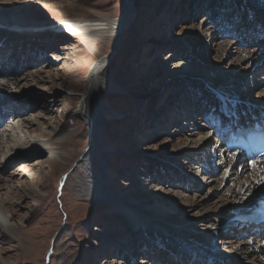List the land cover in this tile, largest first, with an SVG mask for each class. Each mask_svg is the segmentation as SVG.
Returning <instances> with one entry per match:
<instances>
[{
	"label": "rangeland",
	"instance_id": "obj_1",
	"mask_svg": "<svg viewBox=\"0 0 264 264\" xmlns=\"http://www.w3.org/2000/svg\"><path fill=\"white\" fill-rule=\"evenodd\" d=\"M8 1L9 0H0V12H12L16 9L12 8L11 10V6L7 5ZM235 1L236 0H228V3ZM237 1H240L242 4H244L243 8L247 13V10H249L250 7L248 1ZM125 2V0H83L82 10L80 12H76L74 17L86 18L89 16V14L91 15L92 10L95 8L101 9V11L105 12L106 14L115 13V16H118L120 13H122V11L125 10ZM149 2H151V6L147 7L146 3ZM161 2L162 4L163 2L165 3V8L163 7L161 9V11L164 9L163 13L161 11L157 12L161 6ZM43 3L44 2L41 0H25L23 3H21L20 9L23 10L25 12L24 14L30 17L31 20L37 22L41 20L43 23H46L43 25L45 26L50 24L48 21L54 20L55 16H53L51 12L45 8ZM217 3L218 0H188V2L186 0H140L137 3L138 9L135 12L139 14V20L137 21V24L140 26L139 28H142L141 30L143 31L139 32L137 30L136 32L135 29V33L129 35V41L126 47L121 49V52L115 57L114 61L108 68L110 73H118L124 71L126 68L131 67L135 69L133 70L132 74V76L135 77V81L132 83L131 87L126 86L128 88L127 92L118 95L112 94L106 96L107 98L103 99L102 105L100 107L97 106L99 103L96 104L95 108L97 109V115L98 117H101V120H104V118L106 119V113L104 109H111L112 111H114V109L118 111L119 109L120 111L122 110L123 114L116 116L118 118L116 121L109 120L106 122L109 130L108 132H105L103 128L100 130V132H103V138L99 143L101 144L98 151L99 155L93 157L95 160L90 162V167H88L89 169L71 172L74 170V166H76L75 164L73 167H67V172L63 173L59 171L54 175L51 174V169L47 164L43 167L36 166L34 170L30 171L32 168L31 165L36 161L30 159L33 161L31 162V165H27V170L22 169L24 164L19 165V163H9L5 166L4 170H2V175L4 177L8 176V174L12 175L15 173V178H13V180L16 181L17 185L19 184L17 187L20 188V184L25 181V183L29 185L31 191L27 192L26 190H23V198H21L19 201H17L18 198L15 199V203L19 204V206H16L18 215L14 217V220H11V223L20 225V232L23 235V240L21 238V241H12L15 239L11 235L10 240L12 242H9L8 239H6L7 237L3 236V234L0 235V264H168V262H162L160 260L158 262L149 261L146 255L141 254V250L146 247L145 244L151 243L160 246L159 249L155 246V251H168L170 252L169 255H171L173 260H178L174 253L170 249H167L160 241V235L157 236L156 234H174V232H176L175 235L179 234L181 236L182 233L179 230V226H188V224H192L194 222L198 225H194L191 232L202 234L203 232L215 229L217 226H220L222 220H220L218 217L216 218L219 221L209 219L207 215H209L208 209L210 206L215 209L216 206L221 203L219 202V198H221L223 201H227L226 198L222 197L223 195L228 197V193L224 194L225 192L229 191L231 193L237 188L238 190H241L242 193L252 197L256 196L257 194H263L264 190H262V186L259 185L258 182H264V175L261 176L260 180L253 178L250 171H248L249 173L247 172L245 175H242V173L244 174V171H242L243 166L240 163H236V161L234 162V160L232 162H230V160L223 163L217 162L218 165H215L214 167L212 162L209 161L208 163V159H203V161H206L208 165H211L214 167V169H216L215 172L217 173L218 177L222 176L224 173L227 175L225 176L223 182H221L222 184L220 183L221 185L219 183L210 182L202 183L204 179L200 176H197L194 171H191V168H189L188 171H184V165L183 163H180V156H177L174 158V160H169L168 157H170V152L174 148L175 143H173V140L175 137H171L173 140L169 141V143H166L164 151L160 153V159L163 163L159 164H161V166H165V170H167V167H171V169H177L176 171L178 177L172 174L171 171L168 176L173 175L171 177L172 180L171 178L166 177L168 183H163V181H161L160 175L162 174H159L158 170L156 171L155 169L153 173L150 170L148 173L141 172L136 173L137 175L135 174V165H153V162L156 161L155 157V159L153 157H141L140 154H137V156L134 157V155L132 156L128 154L130 151L144 150L146 145L149 146L148 144L151 140L150 139L142 143L137 141V135H139L140 130L143 129L142 126H145L141 121V118L138 117L139 114L137 113H140L142 116L147 118V120L151 121V123L154 122L153 118L155 119L157 117L163 116L165 114V108L167 104L169 105L171 102L180 103L184 99L182 91H180V89L183 88L182 83H185L182 79H185V81H195L193 83V87L195 92H197L196 94L198 95V102L200 104H202L200 99L204 97L202 91L206 88L208 83L217 86L220 83L218 77L221 75L232 76L231 82H238L239 80L241 81L244 79L245 76L254 74L255 83L258 82L257 85L263 82L264 56L262 53H258L256 55L249 54V50L252 49L255 44L253 43V39L250 40L249 45L241 42L239 31L242 30V26H237L232 29V31L235 33L232 35L230 34V29L226 28L223 23L220 24V16L224 17L223 22L225 24L227 23V20L229 24L230 19H228V17L235 16L236 11H231V9L226 12L223 10L216 11ZM244 11L239 13V16L243 18V21L247 20V14ZM166 13L167 15H165ZM168 14H171L172 19L175 21L173 24L167 25L166 30H163L164 32L167 31L165 34L166 37H164L166 38V43L163 45L164 47L161 48V50L159 49L156 54H154V51L153 53H150V48L144 47L143 43L150 38V36H148L150 33L149 31L154 26L155 22H164V20L168 21ZM255 22L257 24H264V16H256ZM193 23H195L197 27L201 28L202 30L206 29L205 31L208 33L206 40H208L209 45H206L204 49H196L194 40L190 39L191 33L194 32V28L192 26L195 24ZM187 24L191 26H188V30H185ZM10 25L12 29L23 32L24 34H30L38 31L32 29H26L25 31L23 28L17 25L14 27L13 23H10ZM46 29L47 27L45 29L43 28L39 30L42 31ZM156 30L157 28L155 27L153 28L152 32H156ZM183 30L185 31L184 34H181ZM59 31L62 30L59 29ZM60 33L62 37H60L57 41L55 40L56 43L51 44L50 47H45L43 52L40 51L41 53H35V56H39L38 58H41V55L45 54V59L50 62L49 64L53 65L54 70H58L68 65V61L66 59L68 50L63 49L62 51L59 49V51H57L55 47L58 45L57 43L70 44V42H74V39H72V37H70L71 35L67 32ZM179 36L181 38L177 39ZM246 36L244 37L246 38ZM31 39V41H37L34 38ZM255 39L259 40V42L264 41V35L255 36ZM226 42L227 44L233 42L228 48L229 52L227 50L228 53L222 51L225 49L224 46L226 47ZM234 42L236 43L234 44ZM120 44L121 43L118 44L119 47H121ZM130 46H132L134 53L138 55L136 57L135 63L132 62L131 66L130 62L128 61V48ZM178 46L184 48V50L186 49V52L184 53V61L187 63V66L185 67L186 69L183 68L179 70L181 73L179 71L176 72L173 70L175 69V65L172 62L178 60H170V56L168 55L169 51H171L170 48ZM22 47H24V45H21V49ZM232 47H234V49H232ZM191 51L196 52V54H198V58L199 56L206 57L205 64L201 63L199 59L193 60L195 56L194 54H189ZM55 52L63 55L65 59L63 61H55L53 57H51L53 55L52 53ZM101 53L102 52H97L96 55L93 56H88L81 53V60L88 62L87 66L84 68L85 71L82 69V71L78 73L70 72V74H68L69 76L67 77L75 79L77 83L86 80L85 78L88 76L89 71H91V67L94 66L95 62L101 56ZM186 55H190L189 58L186 59ZM158 56L162 57L161 63L157 69L158 71L154 72L150 79H147L150 73H145L146 65L152 62V60ZM16 60V64H21V67L18 66V73H16V76L19 78H28L27 81L21 79L22 84L20 88H22V90H24L26 93V97H24V99L28 98V95H30L34 97L37 102V105L35 104L36 107L33 109V111H29V108L33 107L34 103L30 104V106H28L29 104H25L21 110L19 109L17 111L20 114H24L22 119H27L33 115H37V113L40 111V108L43 105L48 104L47 102L49 101V96L51 93L48 90L45 91V89H43L45 87L44 85L37 84L36 80H34L36 77L33 78L29 76L30 74L32 75V70H34V66L36 64L32 65L30 62L28 65H26V63L22 62L23 56H18ZM89 62L91 63V66L89 65ZM70 63L71 69L72 65L74 67L77 65L76 63H72V61ZM216 66V70L209 69ZM242 67H244V72H241V70H243ZM65 73L68 72L65 71ZM176 73L179 74V76L175 78L170 77L177 75ZM0 76V81L4 84L11 83V77L6 72ZM167 76L170 78L169 80H172L170 83L172 85L176 82H181V84L176 83L177 86L173 87L175 89L174 91L177 93L179 92L178 95H171L170 91H166V87L169 84L168 81H166L168 78ZM178 77L180 79L175 81ZM145 78L147 80L144 81ZM255 83L253 85L249 84L246 89H239L238 95L241 98L245 96L250 98L253 92L254 95H256L260 88H264V85L262 83L257 89H255ZM156 88H158V90H155ZM250 88L251 91H249ZM16 89L12 88L13 91H17ZM56 89L55 92L57 93V97L59 99H57L58 104L55 103L57 105L51 107L53 109V113H56L55 115L66 116L69 111L80 108L77 100L71 102L67 99V97H77L79 95L71 92L68 88L59 87ZM151 93L153 95H150ZM16 96L17 94L12 91L9 93L6 92L5 95H2L0 90L1 101L6 99L15 102L20 98ZM162 96L166 98L172 97L173 100L170 98L167 103L164 102L163 104V101L166 98L164 99ZM99 97L100 95L98 96V100L100 99V102L102 99ZM175 97H179V101H174ZM211 101L212 100H210V102ZM3 104L4 102L0 103V107H2L4 110L8 109ZM219 108L218 102L211 103L209 106H202V112L198 113L199 117L206 119L208 116L213 114L214 111L217 112ZM10 116H12V114H10L9 117H2L4 123H2L3 121H0V135H3L7 131L6 129L10 128L9 125H14L10 119ZM69 120L71 121V137L74 142L72 143V146H70V148L68 147L67 149L71 151L75 149V151L79 152L83 150L88 141H91L94 138L93 127H91V125L84 120V116H80L78 114ZM180 120L182 119H179V122L177 121L175 124L169 125L168 129L173 131L175 128L184 127V124L179 125L182 123ZM202 122L205 123L203 120ZM189 128L190 127L188 125L187 131ZM129 131H131V133ZM132 133L133 136H131ZM189 133L191 132L189 131ZM169 135L170 132L161 133V135L158 137V140H164L162 138H165ZM100 137L101 136H99V138ZM116 138L121 140V143L118 145H114V140ZM191 138L192 137H190V139ZM4 142L7 143L10 142V140H4ZM111 153L115 155L120 154V157H116L111 161V163L114 162V167L111 166L112 164L109 161V156ZM2 154L3 151L0 150V157ZM46 154L47 153L41 155V159L44 158L43 160H47L49 155ZM94 161L95 163H93ZM124 166H127V169ZM97 168H101V170H98L100 172H104L105 176L103 180L105 186L108 187V189H111V197H116L114 199L115 201L113 198L99 195L98 192L90 191L87 188L84 189V183L80 179L83 178L85 181H87V176L91 174L90 170H92L94 174L97 175ZM167 173L163 172V174L166 175ZM24 174L26 175L24 176ZM69 178H72V180L70 183H67V179ZM250 178H252V181L254 179V182L255 180L257 181L255 189H258H251V191L246 189L252 182ZM0 179L3 180L5 178L0 177ZM112 180H115L116 182H112ZM41 181H43L45 184V187L43 188H39L37 186V184ZM122 182L124 183L122 184ZM140 185H144L145 187L140 189ZM212 185L213 187H210ZM133 187L140 189L137 191L136 196L129 194V191ZM5 191L6 190L2 191L0 199H2V197L5 198ZM181 192H183L184 195H187V198L173 204L171 199H177ZM160 193L162 195H160ZM119 197H122L125 200H119ZM128 200H134L135 202L138 201L139 204L151 211L153 218L156 222H158L159 225H161L160 223L169 224L168 222H170L169 225L171 228L167 229L166 231L164 230L165 232L159 233L160 231L155 232L156 230L154 227H152V223L150 224V227L134 226L133 220H142L146 218H143L141 215V209L131 207L128 204ZM196 200L202 203L205 202V207H203V205L196 204H194L193 207H188L191 204V201L195 202ZM229 200H233V198L230 197ZM165 210L169 212V215L171 214L169 217L164 215ZM179 212H184V217L175 221L176 215ZM5 213L8 214V211ZM142 223L144 222L142 221ZM225 225L226 223L223 226ZM232 230L233 228L231 230L229 229L230 234L221 235V237L216 240L217 247L221 252L225 253V256L231 261L232 264H239L233 257V253L237 249H240L241 246L245 245V247L252 246V248H254L255 246L259 249L262 248L261 244L264 243V241L257 234L255 236L249 237L244 236V234L241 233L242 230L238 231V233H236L235 230ZM147 231H151L154 236L152 238H148L147 235L143 236V233ZM171 238L176 242L178 241L176 237ZM246 241L247 244H245ZM201 246L208 252H211V250L207 249L205 246ZM162 248L164 250H162ZM184 251L187 253L186 249H184Z\"/></svg>",
	"mask_w": 264,
	"mask_h": 264
},
{
	"label": "bare ground",
	"instance_id": "obj_2",
	"mask_svg": "<svg viewBox=\"0 0 264 264\" xmlns=\"http://www.w3.org/2000/svg\"><path fill=\"white\" fill-rule=\"evenodd\" d=\"M24 1L25 0H9L7 5L11 6L10 9H16L12 12H0L2 13L0 14V75H3V73L6 72L11 77V83L9 84H4L0 81V90L2 95H5L6 92L9 93L12 91L17 94L16 97H20L15 102L6 99L3 100V105L8 108L6 109L7 112H5L4 117H9V115L12 114V116H10V119L14 125H9L10 128L6 129L7 131L5 130L6 132L3 135H0V150L3 151V154L0 157V177L5 178L3 180L0 179V195H2L3 190H6V196L4 195L5 198L2 197V199H0V235L3 234V236L7 237L6 239H8L9 242L11 241V235L15 239L12 241H21V238L23 240V235L20 232V225H15L11 223V220H14V217L18 215L16 206H19V204L15 203V199L18 198L17 201H19L21 198H23L22 191L26 190L27 192H30L31 189L29 185L25 183V181L20 184V188L22 189L18 188L17 186H19V184L17 185L16 181L13 180V178H15V173H13L12 175L8 174V176L4 177L2 175V170H4L5 166L9 163H19V165L24 164V166H22V169L27 170V165H31V162L33 160L36 161L35 163L33 162V164L31 165L32 168L30 169V171L34 170L36 166L43 167L48 164L51 169V174L54 175L59 171L63 173L67 172L68 170L66 168L73 167L75 164L76 166H74V170L71 172L82 171V169H89L88 167H90V162L95 160L93 159V157L99 155L98 151L101 145L99 143L103 138V132H100V130L103 128L105 132H108L109 130L106 122L109 120L116 121L118 119L116 116L123 114L122 110L120 111L119 109L118 111L116 109H114V111H112L111 109H104L106 113V119L104 118V120H101V117H98L97 115V109L95 108L96 104L99 103V105L97 106L100 107L102 105L103 99L107 98L106 96L112 94L118 95L127 92L128 88L126 86L131 87L132 83H134L135 81V77L132 76L133 70L135 69L131 67L126 68L124 71L118 73H110L108 71V68L114 61L115 57L121 52V49L123 47H126L129 41V35L134 34L135 29L136 32L137 30L139 32L143 31L141 30L142 28H139L140 26H138L137 24V21L139 20V14L135 13L138 9L137 3L140 0H125V10L122 11V13H120L118 16H115V13H111L112 15L110 13L106 14L105 12L101 11V9L95 8L92 10L91 15L89 14V16L86 18L74 17L76 12H80L82 10L83 0H41L44 2L43 5L45 6V8L50 11L53 16H55L54 20L48 21L50 24L45 26L43 25L46 23H43V21L40 20L39 22H37L31 20L30 17L24 14L25 12L20 9L21 3H23ZM186 1L188 2V0ZM247 1L250 4V7L246 13L243 8L244 4H242V2L240 1L236 0L235 2L228 3V0H218L216 11L223 10L224 12H226L229 9H231V11L233 10L234 12L236 11L235 16L228 17V19H230L229 24L228 20L225 24L223 22L224 17L220 16V24L223 23L226 28L230 29V34L232 35L235 34L232 29L237 26H242V30H238L240 33L241 42L249 45L250 40L253 39V43L255 44L252 49L249 50V54L256 55L258 53H262V55L264 56V41L259 42V40L255 39V36L264 35V24H257L255 22L256 16H264V0ZM146 5L147 7H150L151 2L146 3ZM160 5L161 6L157 12L161 11L163 7L165 8L164 2L163 4L161 2ZM241 11H244L247 14V20L243 21V18L239 16V13ZM161 12L163 13L164 9ZM165 15H167V13ZM167 17L168 21L164 20V22H155L154 26L149 31L150 33L148 36H150V38L143 43L144 47L150 48V53H153L154 51V54H156L158 50H161V48L164 47L163 45H165L166 43V38L164 37H166L165 34L167 31L164 32L163 30H166L167 25H171L175 21L172 19L171 14H168ZM10 23H13L14 27L17 25L23 28V30L25 31L26 29L38 31L30 34H24L23 32L12 29ZM188 26L191 25L187 24L185 30L189 28ZM46 27V30H39L43 28L45 29ZM155 27L157 28L156 32H152L153 28ZM192 27L194 28V32L191 33L190 39L194 40V45L196 49H204L206 45H209L208 40H206V36L208 34L205 31L206 29L202 30L201 28L197 27L196 24ZM59 29H61L62 31H59ZM60 32H67L68 34H70V37L74 39V42H70V44H55L57 51H59V49H61L62 51L63 49L68 50V57L66 56L68 65L58 70H54L53 65L49 64L50 62L47 59H39V56H35V53L37 54L40 51L43 52V49L45 47H50L51 44L56 43V41L60 37H62ZM184 32L185 31L183 30L181 34H184ZM244 36H246V38ZM31 38H34L37 41H31ZM180 38L181 37L179 36L177 39ZM227 42L226 47L224 46L225 49L222 50L224 52H227L228 48L233 43L230 42L227 44ZM119 43H121V47L118 46ZM235 43L236 42H234V44ZM21 45H24L22 49ZM170 49L171 51H169L168 53V55L170 56V60H178L172 62L175 65V69L173 70L178 72L179 70L187 66V63H185L184 61V53L186 52V49L184 50V48H181L179 46ZM232 49H234V47H232ZM97 52H102L101 56L95 62L94 66L91 67L92 69L91 71H89L88 76L85 78L86 80L77 83L75 79L67 77L69 76L68 74H70V72H81L82 69L87 66L88 62H85L80 58L81 53L88 56H93L96 55ZM128 52V61L130 62L131 66L132 62L135 63L136 57L138 55L134 53V51L132 50V46L128 48ZM52 54L53 55L51 57H53L55 61H63L65 59V57H63V55H61L60 53L55 52ZM189 54H194L195 57L193 58V60L199 59L201 63L205 64L206 57L199 56L198 58V54H196V52L194 51H191V53ZM18 56H23L22 62L26 63V65H28L30 62L32 63V65H37L34 66V70H32V75L30 74L29 76L33 78L36 77L34 80H36L37 84L44 85L45 87L43 89H45V91L48 90L51 93L49 96V101L47 102L48 104L43 105L37 115H33L32 117H29L27 119H22L24 114H20L17 111L19 109L21 110L25 106V104H29L28 106H30V104L34 103L33 107L29 108V111H33V109H35L37 105V102L34 97L30 95H28V98L24 99V97H26V93L24 92V90H22V88H20L22 84L21 79L27 81L28 78H19L18 76H16V73H18V66L21 65L15 63L17 61L16 58ZM189 56H187L186 59L189 58ZM161 58V56H158L154 58L152 62H150L148 65H146L145 73H150L148 75V78L146 77L147 79H150L152 74L158 71L157 69L159 67V64L161 63ZM71 61L72 63L77 64L75 67L72 65V69L70 68ZM89 65L91 66L90 62ZM215 68L217 69V66L209 69L213 70ZM243 68L244 67H242V69ZM65 71L68 73H65ZM241 72H244V69L241 70ZM177 76H179V74L170 77L175 78ZM146 78L144 79V81L147 80ZM169 79L170 78L168 77L166 80L169 83L166 87V91H170L171 95H178L179 92L177 93L176 91H174L175 89L173 87H176L178 83L181 84V82H176L177 84L175 83L172 85L170 84L172 80ZM177 79L180 78H176L175 81H177ZM218 79L220 80V83L217 86L209 83L207 85L205 83L207 86L202 91L204 97L200 99L202 101V104L198 102L199 98L196 94L197 92H195V89L193 87V83L195 81H185V79H182L185 83H182L183 88H181L180 91H182L184 99H181L182 101L180 103L171 102L169 105L167 104L165 108L166 111L163 116L157 117L155 119L153 118L154 122L151 123V121L147 120V118L142 116L140 113H137L139 114L138 117L141 118V121L145 125L142 126L143 129L140 130V136L137 135V141L142 143L150 139L151 140L148 144L149 146L146 145L144 150L130 151L128 154L132 156L134 155V157H136L137 154H140L141 157H155L156 161L153 162V165H135V174L141 172L148 173L150 170L153 173L155 169L156 171L158 170L159 174H162L160 175V179L161 181H163V183H168L166 177L171 178L173 176H168L171 171L172 174L178 177L176 171L177 169H171V167H167V173V170H165V166H161V164H159L163 163L160 159V153L164 151L166 143H169V141L173 140L171 139V137H175V139L173 140V143H175L174 148L170 152V157H168L169 160H174V158L180 156V163H183L184 171H188V169L191 168V171H194L197 176H200L204 179L202 183L210 182L220 184L221 182H223L227 174L224 173L222 176L218 177L217 173L215 172L216 170L214 169L215 165H218V163H221V161L223 160V155L219 150L214 149V147H216L214 144L210 143L209 141L204 142L203 138H207L210 135L209 131H211V129L207 127L208 125L216 126L218 124V117L227 118L228 116H232L234 114H237L239 120L247 118L260 120L262 118L261 115L264 113V88H260V90L258 89L259 92L256 93V95H254L253 92L250 98H247L248 96L241 98L238 95L239 89H246L249 84L253 85L255 83L254 74L247 75L244 79H242L241 81L239 80L238 82H231L232 76L229 75H221L218 77ZM262 83L264 85V79ZM255 84V89H257L261 85H257L258 82H256ZM59 87L68 88L71 92L79 95L77 97H67V99L71 102L77 100L80 108L77 110L69 111L66 116L55 115L56 113L54 114L53 109L51 108L54 105L58 104L57 101L59 99L57 97L55 89ZM12 88H17V91H13ZM158 88H156L155 90H158ZM249 91H251V88L249 89ZM99 95L102 99L100 102V99L98 100ZM150 95L153 94L151 93ZM179 97H175L174 101H179ZM163 98L165 99L166 97ZM170 98L171 100H173L172 97ZM170 98H166L163 101V104L164 102L167 103ZM210 100L212 101L210 102ZM214 102H218L220 108L219 110H217V112L214 111V113L211 114L210 117L208 116L209 118L207 117L208 122L206 121L207 118L204 119L202 117H199L198 113L202 112V106H209L211 103ZM77 114L80 116H84V120L88 124H90L91 127H93L94 131V138L91 141H88V143H86V145L84 146L83 150L79 152L75 151V149L73 151L67 149L68 147L70 148V146H72V143L74 142L71 137V121L69 119H72ZM179 119H182L180 120L182 121V123H180L179 125L184 124L185 126L182 128H175L173 131H170L168 129L169 125L175 124V122L177 121L179 122ZM202 120H205V123H203ZM188 125L190 128L187 131ZM189 131L191 133H189ZM129 132L131 133V131ZM165 132H170L171 136L169 135L165 138H162L164 140H158L159 135ZM99 136L101 137L99 138ZM131 136H133V133L131 134ZM190 137L192 138L190 139ZM4 140H10V142L5 143ZM114 141V145H118L121 143V140H119L118 138H116ZM44 153H47L49 155L47 160H43L44 158L41 159V155H43ZM113 153H111V155L109 156L110 163L116 157H120V154L115 155ZM215 158L218 159V163L216 162L214 164L212 160ZM30 159L33 160L31 161ZM203 159H208V163L209 161L212 162V165L214 167L208 165L206 161H203ZM233 160H236V163H240L243 166L242 171H244V174L242 173V175H245L248 171H250L252 173L251 176L256 180H260L261 176L264 175V160L255 163H250L245 161L242 157L236 158L234 156H231L230 162H232ZM226 161H228V159L223 160V162ZM93 163H95V161ZM201 163L205 164L206 168L202 167ZM111 164V166H113L114 162H112ZM125 168L127 169V166ZM98 169L101 170V168H97V170ZM209 170H211L212 173ZM90 171L91 174L87 176V181H85L83 178L80 179L84 183V189L87 188L90 191L98 192L99 195L107 196L109 198H113L114 200L116 197H111V189H108V187L105 186L103 180L105 176L104 172H100L98 170V174L95 175L92 170ZM162 171L166 172L167 175L163 174ZM25 175L26 174H24V176ZM164 176L166 179L164 178ZM250 179L252 181V178ZM71 180L72 178L67 179V183H70ZM256 180L254 182L253 179V181L248 185L246 189L250 191L251 189H255V185L257 183ZM112 182L116 181L112 180ZM123 183L124 182H122V184ZM258 184L261 185L262 190H264V182H258ZM37 186L39 188H43L45 187V184L43 181H41L37 184ZM139 187L140 189H143L145 186L140 185ZM210 187H213V185ZM140 189L133 187L129 191V194L136 196L137 191H139ZM227 193L228 197H226V195L222 196L226 198L227 201H223L221 198H219V202L221 203L217 205L215 209H213L211 206L208 209L209 215H207V217L209 219L219 221L216 218L218 217L220 220H222L220 226H217L215 229L203 232L202 234H197L191 232L193 226L198 225L194 222L192 224H188V226H179V230L182 233L181 236L179 234L175 235L176 232H174V234H156L157 236L160 235V241L165 245L167 249H170L174 253V255L176 256V258H178L179 261H176V259L173 260L171 258V255H169L170 252L168 251H164L165 253L157 250L155 251V246L158 247V249L160 247L157 244H145L146 247L141 250V254L146 255L149 261L158 262L160 260L162 262H168V264H232L231 261L225 256V253L221 252L220 249L217 247L216 240L219 239L221 235L230 234L229 229L231 230L232 228L236 231V233L242 230L241 233H243L244 236H255L256 228L246 221H239V217L247 215L254 208L255 204L263 203L264 192L263 194H257L256 196L252 197L250 195L242 193L241 190H238L236 188L231 193L228 191L224 194ZM160 195L162 194L160 193ZM230 197H232L233 200H229ZM185 198H187V195H184L183 192H181L179 194V197L177 199H171V202L175 204ZM119 200L125 199L119 197ZM128 204L133 208L141 209V215L143 216V218H146L142 220H136L135 218H133L135 219H132L134 226L150 227V224L152 223V227H154L156 230L155 232L160 231L159 233L165 232L167 229L171 228V226L169 225L170 222H168L169 224L160 223L161 225H159L158 222H156L153 218V214H151V211H149L148 208L143 207L141 204H139L138 201L135 202L134 200H128ZM194 204L203 205V207H205L206 203H202L198 200H196L195 202L191 201V204L188 207H193ZM6 211H8L9 215L5 213ZM164 215L169 217L171 214L169 215V212L165 210ZM183 217L184 212H179L176 215L175 221L180 220ZM142 221L144 223H142ZM225 223L226 225L223 226ZM145 235H147L148 238H152L154 236L151 231L144 232L143 236ZM171 237H176L178 241L176 242ZM245 244H247V241ZM201 245L211 250V252L205 250ZM261 245L262 248L260 249L256 248L255 246L254 248H252V246H246V248L245 245H243L240 247V249L234 251L233 257L239 264H264V243H262ZM184 249L187 250V253H185Z\"/></svg>",
	"mask_w": 264,
	"mask_h": 264
}]
</instances>
